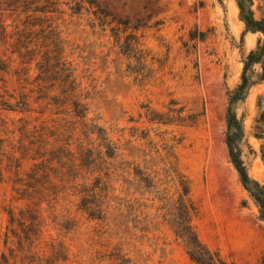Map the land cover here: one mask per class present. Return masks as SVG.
<instances>
[{"label":"rangeland","instance_id":"rangeland-1","mask_svg":"<svg viewBox=\"0 0 264 264\" xmlns=\"http://www.w3.org/2000/svg\"><path fill=\"white\" fill-rule=\"evenodd\" d=\"M78 2L0 0V264H196L165 222L174 166L201 243L225 264H264V223L224 143L226 92L261 35L244 34L232 0ZM235 112L264 186V81ZM16 177L58 200L21 199ZM36 204L27 240L19 211Z\"/></svg>","mask_w":264,"mask_h":264},{"label":"trees","instance_id":"trees-1","mask_svg":"<svg viewBox=\"0 0 264 264\" xmlns=\"http://www.w3.org/2000/svg\"><path fill=\"white\" fill-rule=\"evenodd\" d=\"M222 1L224 0H218L219 3H222ZM232 1L235 3L237 8L238 19L244 26V34H260L261 38L258 40L256 47L242 57V72L238 85H236L234 89L228 90L226 92L227 105L224 116V143L227 149L229 163L235 170L241 187L257 208L259 220L264 223V186L249 176L242 160L240 143L243 138V127L235 112V106L246 98L251 87L264 81V19L255 18L252 9V0ZM83 3L90 4L91 0H79L77 3L78 12L82 9ZM262 9L264 15V5ZM44 10L46 14L51 12L50 7L48 6H45ZM199 36L203 38L204 33H200ZM112 152V148L108 146L107 154L109 157H112V154L114 156V153ZM5 160L10 166L9 156L5 155L4 151L0 150V182H2L4 179L3 163ZM41 168L50 169V167L45 165L41 166ZM38 169L34 173L26 175L28 182H36L41 179L42 176H47L46 172ZM134 174L137 176L136 173ZM14 180V185H20V187H15L14 190L21 199L29 200L36 198L38 202L42 204L47 200L52 201L53 197L57 198L58 196L57 192L46 194L43 192H37L34 189L32 191H28L26 189L27 183H24V179L16 177ZM170 182L172 188H174V193L170 197L163 199V202L165 205L164 208L166 209L165 222L173 233L174 237L183 245L190 260L196 264H225L215 255V253H212L199 240L192 224L194 208L189 198L190 185L187 180H184L183 175L179 173L176 166H174V169L172 170ZM49 183H51V181ZM72 196L77 198V191L75 194H72ZM96 196L97 190L95 188L90 190L89 193H84L83 197L78 198L80 202V208L90 210V208L87 207L91 202H93L91 203V206L96 207L94 201ZM38 207L39 204H36L34 205V208L27 206L25 209L19 211V222L25 229V233H30L28 232L29 229L36 230L38 228V218H40V208ZM8 215L9 221L13 222L14 215L12 209L8 210ZM35 234L36 233L27 234L25 238L30 240V236H34ZM4 243L6 244V240ZM0 260H2L4 263L7 262L6 255L4 253H0Z\"/></svg>","mask_w":264,"mask_h":264}]
</instances>
